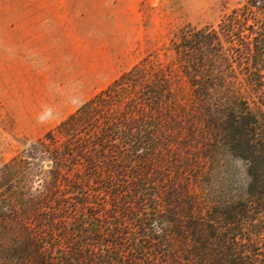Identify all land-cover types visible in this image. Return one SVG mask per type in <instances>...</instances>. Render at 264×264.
<instances>
[{
  "label": "rangeland",
  "instance_id": "obj_1",
  "mask_svg": "<svg viewBox=\"0 0 264 264\" xmlns=\"http://www.w3.org/2000/svg\"><path fill=\"white\" fill-rule=\"evenodd\" d=\"M243 6L0 0V264H264V18L220 28Z\"/></svg>",
  "mask_w": 264,
  "mask_h": 264
},
{
  "label": "trees",
  "instance_id": "obj_2",
  "mask_svg": "<svg viewBox=\"0 0 264 264\" xmlns=\"http://www.w3.org/2000/svg\"><path fill=\"white\" fill-rule=\"evenodd\" d=\"M244 1L246 6H243V8L233 9L231 13L227 16L226 20L220 22V28L222 30V33L224 36H226V39L229 41L231 45H234L232 36H236L238 38L241 35L239 33L240 30L239 28H245V25L249 20L254 21L256 14L262 15L264 18V0H244ZM249 31L251 32L252 29H249ZM246 49L248 51H251V49L257 50L258 47L257 44H254L252 42L251 44L247 43V45L245 46V50ZM173 50L175 52L179 51L178 47L176 46L173 47ZM143 76L144 75L142 74V70L140 69L139 66L136 65L132 67L129 71L123 73L119 78L114 80L112 84L109 87H107L104 91L100 92V94H97L94 98L82 104L73 114H71L64 121H62L57 126V131L59 132L60 135L66 137L68 141L70 140L73 141L76 135L79 132H82V130H84L85 127L88 126L89 122L91 123L94 120L95 114L100 115L99 109L102 105V102L105 100L103 98V95H107L109 98H111L119 93L118 92L119 89H122L126 86H130L132 88L135 87L137 84L142 85L141 82L143 80L142 79ZM144 87L147 90L151 89L148 96H151V100H154L153 102L155 103L156 102L155 99L157 96L153 94L156 93L154 89L151 87V85H144ZM157 94L159 95L160 93L157 92ZM112 125L105 124L104 130H102V133L98 137V142L95 144L103 146L104 143L110 141L116 128L115 126ZM244 126L245 129H243V131L241 132H243V134L245 135L244 138L245 142L248 143L247 138L254 137V128L248 127L250 126L249 123L245 124ZM234 130H236V128H234ZM69 148H70L69 144L66 147H64V150H66L68 154H69ZM77 149L78 146L76 147V150ZM54 154H56V151H54Z\"/></svg>",
  "mask_w": 264,
  "mask_h": 264
}]
</instances>
